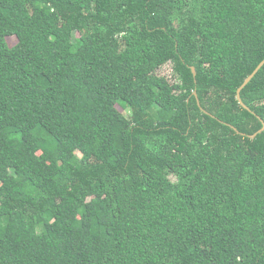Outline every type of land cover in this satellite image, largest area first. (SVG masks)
Here are the masks:
<instances>
[{"label": "trees", "instance_id": "trees-1", "mask_svg": "<svg viewBox=\"0 0 264 264\" xmlns=\"http://www.w3.org/2000/svg\"><path fill=\"white\" fill-rule=\"evenodd\" d=\"M263 59L264 0H0V264H264Z\"/></svg>", "mask_w": 264, "mask_h": 264}, {"label": "water", "instance_id": "water-1", "mask_svg": "<svg viewBox=\"0 0 264 264\" xmlns=\"http://www.w3.org/2000/svg\"><path fill=\"white\" fill-rule=\"evenodd\" d=\"M264 64V59L256 66V68L245 78V80L243 81V83L239 86V88L237 89V98L239 100V103H241L244 107L248 108L242 101L241 99V90L243 89V87L246 86V84L253 78V76L257 73V71L262 67V65ZM194 74H195V69H192ZM264 130V122L262 127L255 133L250 134L249 136L251 138H254L259 132Z\"/></svg>", "mask_w": 264, "mask_h": 264}, {"label": "rangeland", "instance_id": "rangeland-1", "mask_svg": "<svg viewBox=\"0 0 264 264\" xmlns=\"http://www.w3.org/2000/svg\"><path fill=\"white\" fill-rule=\"evenodd\" d=\"M7 40H8V42H9L10 45L15 44L16 41H17L16 37H14V36L7 37ZM157 72H158V74H161V75H167L168 78H170V73H171V66H170V64L167 63V64L163 65L162 67H160L158 69Z\"/></svg>", "mask_w": 264, "mask_h": 264}]
</instances>
